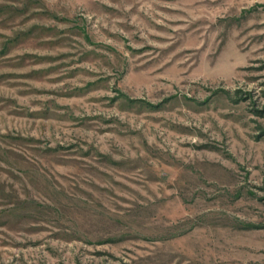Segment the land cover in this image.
Here are the masks:
<instances>
[{"label": "rangeland", "instance_id": "obj_1", "mask_svg": "<svg viewBox=\"0 0 264 264\" xmlns=\"http://www.w3.org/2000/svg\"><path fill=\"white\" fill-rule=\"evenodd\" d=\"M0 264H264V0H0Z\"/></svg>", "mask_w": 264, "mask_h": 264}]
</instances>
